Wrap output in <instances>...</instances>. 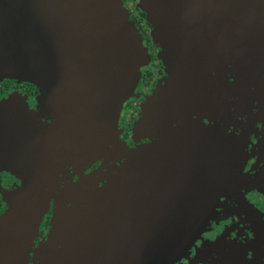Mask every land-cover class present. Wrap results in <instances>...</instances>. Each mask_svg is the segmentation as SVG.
<instances>
[{
  "label": "water",
  "instance_id": "95a60500",
  "mask_svg": "<svg viewBox=\"0 0 264 264\" xmlns=\"http://www.w3.org/2000/svg\"><path fill=\"white\" fill-rule=\"evenodd\" d=\"M142 2L148 20L155 26L153 39L163 50L161 57L168 72L166 87L158 83L140 105L141 118L135 129L142 136L147 131L157 138L165 135L160 128L162 112L175 119L174 116L188 110L191 97L187 105L188 101L181 100L179 94L191 92L198 73L208 78L215 71V85L223 86L226 78L222 67H201L202 63H222L218 50H230L227 56L231 73L236 74V85L234 82H230V87L227 85L231 98L235 102H247L250 95L247 87L263 77L259 73L253 78L259 68L251 64L258 65L260 57L264 63L263 53L257 51L264 50V0ZM149 61L148 48L122 0H0V80L16 78L39 88V116L56 120L55 125L44 131L52 137L56 128L64 129V145H75L65 149L71 152V157L65 156L66 169L73 166L79 176L77 181L72 176L66 181L69 184L58 188L54 182L61 180L58 177L61 167L53 159L25 167L33 168L41 181H45L39 184V197L35 199L41 202L34 206L32 227L17 229L18 214L11 206L7 215L0 217V264H29L30 251L39 232L38 223L49 209L52 199L49 196L55 190L65 194L57 200L53 212L56 236L41 243L35 264H174L214 218L220 195L206 185L215 181L209 177L210 166H198V190L192 194L191 189H185V169L191 168V164L152 165L151 162V168L158 169L157 173L152 172V178L161 186L171 182L173 192L170 196L145 199L137 220L142 234L145 233L143 243L118 242L113 246L119 259L102 261L94 258L96 244L83 242L80 235L81 232L94 234L93 224L106 221L97 218L99 214L111 216L116 211L114 197L95 196L101 190L112 192L113 177L108 175L109 186L100 189L95 179L98 174H105L104 168L90 173L83 171L97 161L107 163L117 156L127 161L132 159L136 166H146L147 159L142 154L147 149L130 151L120 137L118 122L124 102L134 94L142 67ZM260 72L264 73V68ZM256 86L263 90L264 85ZM1 106L2 103L0 109ZM22 110L29 111L25 107ZM197 129L195 144L206 136L203 131L207 134V129ZM181 132L176 133L183 136V143H188L185 137L191 134ZM72 135L80 137V141L76 143ZM161 142L157 139L149 148H157ZM187 151L201 152L192 147ZM69 201L75 205L74 209L69 217L62 219ZM64 221L71 222V229L65 234L59 225ZM114 230L119 231V227L114 226ZM144 254L149 255L145 260ZM228 264L247 263L232 256Z\"/></svg>",
  "mask_w": 264,
  "mask_h": 264
},
{
  "label": "flooded vegetation",
  "instance_id": "af4514ba",
  "mask_svg": "<svg viewBox=\"0 0 264 264\" xmlns=\"http://www.w3.org/2000/svg\"><path fill=\"white\" fill-rule=\"evenodd\" d=\"M122 1L129 13V19L142 35L143 43L148 48L150 61L142 67V75L134 94L123 104L118 128L121 139L130 151L147 149V152L142 154L147 159V163L142 168L136 166L135 162H131L132 159L127 161L123 156H117L107 163L100 160L85 171L90 173L101 166L107 171L106 166L109 165L110 170L107 173L110 172L113 177V190L111 193L101 190L95 196L104 197L109 194L114 197L116 211L111 216L99 214L101 216L97 218L106 221L93 224V228L96 229L94 234L81 232L83 242L91 241L92 244H96L93 253L97 260L99 258L102 261H117L119 253L113 245L118 242L123 245L138 244L145 240V233L142 234L137 221L145 199L158 195L170 196L173 192L171 182L167 183V186H161L156 179L152 178V172L157 173L158 169H152L151 162L152 165L156 163L160 165L191 164V168L185 169L187 178L185 189H191L192 194L198 190V166L204 164L211 167L209 177L215 180L206 185L220 195L215 206V216L205 226L190 249L174 264H228L231 257L236 255L242 256L247 264H264V87L260 91L256 86L264 85V73L260 72L264 68L263 60L261 57L258 60L260 67L251 64L259 68L253 78L259 73L263 77L258 83L254 84V80L253 84L247 87V91L250 92L247 102L243 103L240 100L235 102V99L230 96L229 88L230 82L236 85V74L231 73L230 59L227 56V51L230 50H218L222 55V63L217 60L218 62L214 63H202L201 67L213 69L222 67L223 76L226 78L223 86L215 85L214 77L217 76L215 71L209 74L208 78L207 75L204 77L198 73L191 92L179 94L181 100L188 101L187 105L191 97L192 102L188 107L186 106L188 110L180 112L182 114L179 117L173 115L175 119H169L171 114L162 112L160 128L165 135L157 138L151 131H147L144 136L137 135L136 132L139 131L135 129V124L141 118L140 105L151 95L158 83L166 87L168 72L166 62L161 57L163 50L153 39L155 26L148 20L142 0ZM222 29L226 30L224 23ZM257 51L263 53L264 57V50ZM196 66L199 67L197 64ZM38 95L39 88L30 82L16 78L1 80L0 104L5 103V107L3 110L0 109V128L12 127L15 130V137L18 134L24 135L22 131L29 126L32 129V118L38 117L40 113ZM24 107L29 111H23ZM42 118L40 116L38 120ZM55 123L56 120L43 118L35 132H42ZM198 127L207 129V134L203 131L206 136L200 140L199 144H195L193 140L197 136H194V133L198 132ZM177 131L179 133L186 131V134H191L185 137L188 143L182 142L183 136L177 135ZM52 138L56 141L54 153L59 154V149H64V137L59 129L56 128ZM157 139L162 141L160 145L150 149L149 146L154 145ZM190 140H192L191 144ZM7 145H9L7 140L3 141V146L0 142V147ZM190 147L199 148L201 152H188L187 149ZM32 151L28 149L21 151L26 157L25 164H32V162L45 164L53 158L44 160L39 154L32 155ZM57 160L59 161L53 162L56 165L62 164L58 166L68 165L64 154L59 155ZM107 173L98 180L99 188H103L104 184L107 185ZM72 176L74 181L79 179L73 166H68L66 170L62 169L58 173L61 182H64L66 178L69 181ZM22 182L21 178L5 169L0 160V217L7 215L10 209L6 195L20 187ZM64 185L61 183L58 188ZM64 195L62 191L55 190L49 209L41 222L39 235L30 251L29 264H35L37 249L54 231L53 212L57 200ZM83 195L86 196L87 192ZM72 205V201L66 203L67 207ZM17 219L18 217L16 221ZM114 226L119 227V231H115ZM126 226L134 229L131 231L126 229ZM147 257L149 255H145L144 260Z\"/></svg>",
  "mask_w": 264,
  "mask_h": 264
},
{
  "label": "rangeland",
  "instance_id": "374dc122",
  "mask_svg": "<svg viewBox=\"0 0 264 264\" xmlns=\"http://www.w3.org/2000/svg\"><path fill=\"white\" fill-rule=\"evenodd\" d=\"M4 107H5V103L3 104V106H1V109L3 110ZM28 117H30V116H28ZM39 117L40 116L32 118V121H33L32 122L33 123L32 129L30 126L27 127L24 131H22L24 135L18 134L17 137L14 136L15 130H13L12 127L11 128H2V127L0 128L1 146H3L4 140H7L9 142V145H7L5 147H0V160L2 161L3 166L6 170L15 174L16 176L21 178L23 181L21 183L22 185L20 187H18L14 191H12L10 194L8 193V195H6L9 205L11 207L15 208L16 213L18 214V216H17L18 219H17V222L15 224V227L17 229L27 228L28 226H31V224L33 223V221L35 219L34 206L35 205L38 206L39 203L41 202L39 199L35 200L36 197H39L37 190H38L39 184L42 182H45L43 180L41 181L39 174H37V172L33 168L29 169V170H27L25 168L26 166L37 165V164H35L34 162H32V164H25L24 161L26 160V157L24 155H22L21 151L25 150V149L32 151V147H33V151L31 152L32 155L36 156L39 154L43 157L44 160H46L49 157H53L52 159L54 162L59 161V160H57V158L61 154L62 155L64 154V156L68 155L71 157L70 150H65L66 148H71L72 146H65L64 145V143H65L64 135L65 134H64L63 128H61V127L57 128L60 130V133L64 137V143H63L64 149H59V152H60L59 154L54 153L56 150V145H55L56 141L52 137H50L45 131H42L41 134H35V129L40 125V122L42 121V119L45 118V117H43L41 120H38ZM136 134L141 135V132H136ZM68 137L70 138V136H68ZM72 139L74 141H76V143L80 141V137L77 138V135H72ZM74 147H75V145H73L72 148H74ZM93 164H95V163H93ZM93 164L91 166H93ZM58 165H62V164H58ZM81 165H82L81 167L84 166L83 164H81ZM59 167H61V166H59ZM103 168H105V167H102V169ZM62 169L66 170V167L62 166L60 170H62ZM97 169H99V168H97ZM106 169H107V171L110 170L109 165L106 166ZM85 171L86 170H84L83 172H85ZM107 171H105V174L107 173ZM108 175H111V173L108 172L107 176ZM101 176H102V174L101 175L98 174L96 176L95 180L98 181ZM66 181H68L67 178L64 179V182H61V180H60V182H58V181L54 182V185L59 187V185L61 183L69 184V182H66ZM105 185L106 184L103 185V188L105 187ZM107 186H109V184H107L106 187ZM100 189H102V188H100ZM53 195H55V191H53L49 197L52 198ZM80 198H82L81 193H80ZM84 199L87 200V198H84ZM72 204H73V202H72ZM49 205H50V203H49ZM74 206H75L74 204L72 205V207L66 206L67 211L64 212L62 219L70 216V213L73 211ZM45 213H47V212H45ZM41 222H42V219H40V221L38 223L39 231H40ZM59 225H60V231L64 234L66 231L71 229V222H69V221L61 222ZM35 233H36V230H34L31 233V235L33 236V235H35ZM38 235H39V232L37 233V235H35V238ZM51 236H53V237H51ZM55 236H56V232L53 231L51 233V235L49 236V238H47L48 239L47 241H51L52 238H54ZM236 257L243 259V257L240 255H236Z\"/></svg>",
  "mask_w": 264,
  "mask_h": 264
}]
</instances>
